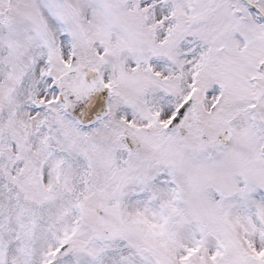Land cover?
<instances>
[{
	"label": "snow or ice",
	"instance_id": "snow-or-ice-1",
	"mask_svg": "<svg viewBox=\"0 0 264 264\" xmlns=\"http://www.w3.org/2000/svg\"><path fill=\"white\" fill-rule=\"evenodd\" d=\"M0 264H264V0H0Z\"/></svg>",
	"mask_w": 264,
	"mask_h": 264
}]
</instances>
